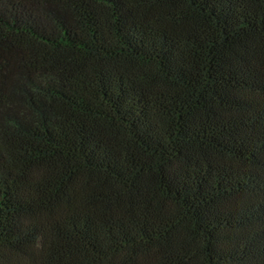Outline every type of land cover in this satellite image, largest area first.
Instances as JSON below:
<instances>
[{
	"label": "trees",
	"instance_id": "16d2710c",
	"mask_svg": "<svg viewBox=\"0 0 264 264\" xmlns=\"http://www.w3.org/2000/svg\"><path fill=\"white\" fill-rule=\"evenodd\" d=\"M0 264H264V0H0Z\"/></svg>",
	"mask_w": 264,
	"mask_h": 264
}]
</instances>
